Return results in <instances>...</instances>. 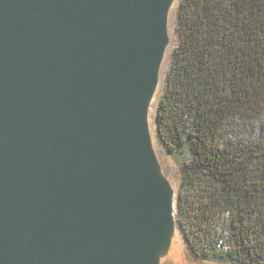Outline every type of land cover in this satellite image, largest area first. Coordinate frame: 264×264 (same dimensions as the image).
Instances as JSON below:
<instances>
[{
  "label": "water",
  "instance_id": "1",
  "mask_svg": "<svg viewBox=\"0 0 264 264\" xmlns=\"http://www.w3.org/2000/svg\"><path fill=\"white\" fill-rule=\"evenodd\" d=\"M176 1L0 0V264L167 253L149 111Z\"/></svg>",
  "mask_w": 264,
  "mask_h": 264
},
{
  "label": "trees",
  "instance_id": "2",
  "mask_svg": "<svg viewBox=\"0 0 264 264\" xmlns=\"http://www.w3.org/2000/svg\"><path fill=\"white\" fill-rule=\"evenodd\" d=\"M157 137L180 166L176 221L196 260L264 264V0H178Z\"/></svg>",
  "mask_w": 264,
  "mask_h": 264
},
{
  "label": "rangeland",
  "instance_id": "3",
  "mask_svg": "<svg viewBox=\"0 0 264 264\" xmlns=\"http://www.w3.org/2000/svg\"><path fill=\"white\" fill-rule=\"evenodd\" d=\"M177 4H178V0L176 1L175 6L171 9L168 17V22H167L168 45L166 47L160 65L157 89L155 91V97L151 104L152 120H155V111H156L157 102L164 90L165 74L169 67L171 52L174 49V47L179 43V34L176 29ZM153 130L155 133V137L157 138L155 142V146H153V148L159 167L161 169L163 176L166 178L169 184L177 191L180 182V166L184 161L188 159V155L183 152L175 155L167 153L158 140L155 125ZM175 216H176V208H175ZM178 231L180 233L179 244L177 246L170 245L167 253L160 258L159 264H231L228 262H220L216 260H203V261L196 260L189 254L186 245L184 243L183 235L181 233L179 226H178Z\"/></svg>",
  "mask_w": 264,
  "mask_h": 264
},
{
  "label": "bare ground",
  "instance_id": "4",
  "mask_svg": "<svg viewBox=\"0 0 264 264\" xmlns=\"http://www.w3.org/2000/svg\"><path fill=\"white\" fill-rule=\"evenodd\" d=\"M151 117H152V110L150 109V111H149V132H150V136H151L153 146H155L156 139H155V133H154L153 126H152L153 120ZM179 234L180 233H179L178 229L176 228L174 230L173 236L171 238L172 246H177L179 244V240H180Z\"/></svg>",
  "mask_w": 264,
  "mask_h": 264
}]
</instances>
